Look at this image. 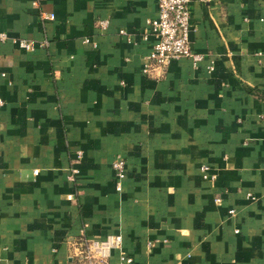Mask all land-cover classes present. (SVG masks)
<instances>
[{
    "label": "crops",
    "instance_id": "obj_1",
    "mask_svg": "<svg viewBox=\"0 0 264 264\" xmlns=\"http://www.w3.org/2000/svg\"><path fill=\"white\" fill-rule=\"evenodd\" d=\"M190 13L147 72L157 0H0V264H264V0Z\"/></svg>",
    "mask_w": 264,
    "mask_h": 264
},
{
    "label": "built area",
    "instance_id": "obj_2",
    "mask_svg": "<svg viewBox=\"0 0 264 264\" xmlns=\"http://www.w3.org/2000/svg\"><path fill=\"white\" fill-rule=\"evenodd\" d=\"M157 2L158 15L149 21V34L155 38V42L152 52L148 56L150 61L146 65L145 71H149L153 62L169 63L180 57H187L191 59L194 65H198L204 59V56L195 53L191 48L190 35L193 30L190 13L191 0H157ZM108 23V20H103L100 25L107 27ZM6 38L5 33L0 34V40L4 41ZM20 44L28 50H34L37 46V43L33 41H20ZM43 45L44 43H40V46ZM2 103L3 100L0 98V104ZM125 164L122 159H118L112 164L119 180H122L126 175ZM207 170L208 167H202L204 177H207ZM77 172L78 169L74 167L72 179H75ZM120 187L119 182L118 189ZM122 241L121 235L113 234L99 239H85L80 255L81 264H112L110 262L111 253L114 249L121 247ZM131 262V257L121 255L114 264H131Z\"/></svg>",
    "mask_w": 264,
    "mask_h": 264
}]
</instances>
